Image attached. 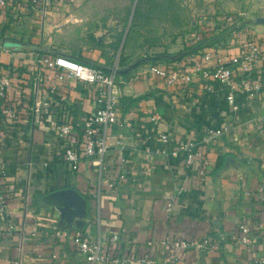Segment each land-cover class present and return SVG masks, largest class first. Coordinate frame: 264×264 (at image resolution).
I'll use <instances>...</instances> for the list:
<instances>
[{
    "label": "crops",
    "instance_id": "obj_1",
    "mask_svg": "<svg viewBox=\"0 0 264 264\" xmlns=\"http://www.w3.org/2000/svg\"><path fill=\"white\" fill-rule=\"evenodd\" d=\"M49 3L39 0L36 9L27 0H10L9 9H0V38L9 32L5 27L22 26L32 14L51 15ZM34 25L28 26V35H34ZM53 29L50 19L43 20V42ZM255 29L258 36L250 34L264 39V26ZM54 43L50 38L47 44L58 48ZM59 53L113 70L85 55ZM42 56L0 50V73H10L12 81L8 105L20 116L17 121L0 119V200L5 201L0 209V264H92L72 245L78 235L104 247L118 236L119 254L126 260L121 264H262L264 97L248 101L239 95L240 108L233 111L225 99L230 86L211 95L198 83L186 89L168 86L151 71L154 65L189 71L199 55L177 63H144L118 77V124L109 132L102 162L86 158L74 170L63 159L57 112L65 106L75 131L82 133L97 110L99 90L77 78L49 81L46 69L38 77ZM155 114L158 125L152 123ZM208 127L222 128L224 134L206 143L204 182L192 169L158 152L156 130L174 140L203 142ZM66 190L86 201L82 220L62 213L56 194ZM242 224L250 229L249 245L241 242ZM174 240L191 245L176 249L170 243Z\"/></svg>",
    "mask_w": 264,
    "mask_h": 264
},
{
    "label": "built area",
    "instance_id": "obj_2",
    "mask_svg": "<svg viewBox=\"0 0 264 264\" xmlns=\"http://www.w3.org/2000/svg\"><path fill=\"white\" fill-rule=\"evenodd\" d=\"M29 6L35 8L39 0H27ZM10 0H0V9H9ZM234 35L233 46L219 47L202 51L199 57L191 61L189 71L181 68L171 70L159 66H152L151 71L166 80L168 86H180L182 89L200 84L207 93L214 95L220 92L224 86H230L231 91L226 94V102L233 111H238V96L243 95L248 101H254L264 97V39H259L248 31L238 32ZM49 70V81H63L77 78L86 85L98 88L97 110L91 114L81 132L75 131V125L71 112L60 106L58 111L64 115L56 120L57 137L61 141L64 161L74 170H78L79 164L86 158H96L102 162L107 149V140L110 130L118 124V106L116 97L118 94L117 68L111 71L94 68L78 61L62 56H42L37 61L36 73L41 76L42 70ZM12 87L10 73H0V119L17 121L19 112L8 105V91ZM45 107L49 104L45 103ZM159 117L155 114L152 123L158 125ZM224 134L222 128H205L203 142L196 139L174 140L168 133H158L160 146L158 152L171 160L192 169L195 177L204 182L207 177V150L206 143ZM83 138V141H81ZM83 147L79 151V146ZM0 209L5 208V201L0 200ZM241 242L252 243V236L247 224L240 227ZM104 247L101 242L91 241L84 235L75 236L72 240L73 247L88 258L92 264L106 261L111 264L124 263V258L119 254V237L112 236ZM171 245L178 249H187L191 244L188 241L174 240ZM56 258V256H54ZM128 261V260H127ZM133 261V260H131ZM264 264V260L261 262ZM146 264H155L153 260Z\"/></svg>",
    "mask_w": 264,
    "mask_h": 264
},
{
    "label": "rangeland",
    "instance_id": "obj_3",
    "mask_svg": "<svg viewBox=\"0 0 264 264\" xmlns=\"http://www.w3.org/2000/svg\"><path fill=\"white\" fill-rule=\"evenodd\" d=\"M47 9L51 15L32 14L22 26L5 27L9 32L0 39V50L4 39L21 40L124 70L140 60L190 55L189 48L212 36L233 46L241 30L258 36L255 20L264 19V0H50ZM46 19L54 31L43 42ZM50 38L58 48L47 44Z\"/></svg>",
    "mask_w": 264,
    "mask_h": 264
},
{
    "label": "water",
    "instance_id": "obj_4",
    "mask_svg": "<svg viewBox=\"0 0 264 264\" xmlns=\"http://www.w3.org/2000/svg\"><path fill=\"white\" fill-rule=\"evenodd\" d=\"M256 25L264 26V19L259 18L255 20ZM2 48L16 49V50H26L34 53H41L48 56H63V54L36 46L34 44L24 43L16 40H3ZM184 53L176 56H166L170 60H175L177 57L183 56ZM156 58H149L147 61H155ZM145 60H140L124 70H117L116 73L118 76H126L132 72L135 68L139 67L144 63ZM56 197L59 198L63 203L62 213L66 215L68 219L71 217H76L79 220H82L86 216V201L74 190H66L56 194ZM79 224L83 225L82 222Z\"/></svg>",
    "mask_w": 264,
    "mask_h": 264
},
{
    "label": "trees",
    "instance_id": "obj_5",
    "mask_svg": "<svg viewBox=\"0 0 264 264\" xmlns=\"http://www.w3.org/2000/svg\"><path fill=\"white\" fill-rule=\"evenodd\" d=\"M244 27H245V25H244ZM4 40H6V39H4ZM221 41H223L222 36L221 37L220 36H212L208 40L201 42L199 45H196V46H193V47L189 48L188 51L190 52V55H187V56H192V55H195L196 56V55L199 54L198 52L201 49H203V51L204 50H207V49H212V48H216L217 49L219 47V43ZM20 42H23V41H20ZM24 43H26V42H24ZM29 44H31V43H29ZM21 51H23V52H29V51H26V50H21ZM38 54L45 55V54H41V53H38ZM178 55H180V54H178ZM184 56H186V55L177 57L175 60H170V59L166 58V56H161V59L156 60V61H165V62H168V63H177V62H180L182 59H184L185 58ZM78 62H80L82 64H85V65H88V66H91V67H94V68L101 69L97 64H95L93 62H90L88 60H82V59H80ZM62 115H64V113H62V111L61 112L60 111L57 112V118L60 117V116H62ZM195 130L201 132V129L200 128H195ZM80 139H81V141H83V138L80 137Z\"/></svg>",
    "mask_w": 264,
    "mask_h": 264
}]
</instances>
